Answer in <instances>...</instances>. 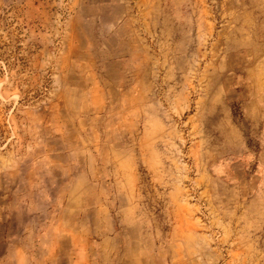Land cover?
Segmentation results:
<instances>
[{
	"label": "rangeland",
	"instance_id": "obj_1",
	"mask_svg": "<svg viewBox=\"0 0 264 264\" xmlns=\"http://www.w3.org/2000/svg\"><path fill=\"white\" fill-rule=\"evenodd\" d=\"M238 1L161 0L133 111L84 118L55 66L72 0H0V264H121L134 236L162 264H264V0Z\"/></svg>",
	"mask_w": 264,
	"mask_h": 264
},
{
	"label": "crops",
	"instance_id": "obj_2",
	"mask_svg": "<svg viewBox=\"0 0 264 264\" xmlns=\"http://www.w3.org/2000/svg\"><path fill=\"white\" fill-rule=\"evenodd\" d=\"M240 1L242 0L238 1L239 4ZM160 18L161 0H72L64 20L61 58L55 66L62 72L57 78L61 86L67 87L71 93L75 88H80L82 95L80 94L79 101L85 104L84 118H90L92 111L109 113L111 109L119 108L127 118L128 111H133L136 82H149V44L144 40L150 32V25L158 23ZM140 53L141 64L138 58H134ZM205 104L209 108H218V104L223 105V102L211 100L210 97ZM249 104L253 106V103L249 102L247 108ZM67 113H71L70 108ZM226 122L229 126L228 118ZM107 145L106 142H97L96 148L106 151L109 149ZM112 149L119 151L121 155H127L129 152L128 146L112 145ZM102 161L106 162V158ZM258 161L261 170H264V152L260 154ZM126 162L128 164V161ZM109 174L114 177L110 182L117 183L121 180L119 178L122 175L118 171L111 169ZM77 176L86 181L85 173H79ZM117 195L114 194L113 199L114 204H117L115 209L121 222L130 226L135 223V207L117 203ZM96 207L97 214L101 217L99 231L102 235L99 248L102 254L107 255L109 248L117 244L115 226L110 223L107 215L109 207L103 202ZM210 209L212 214L218 211L214 204ZM127 226L124 227L125 230L128 229ZM123 242L121 264H162V260L158 261L156 258L153 262L155 257L140 254L143 250L141 239L135 236L125 237ZM178 243H173L172 249L177 247ZM164 261L166 263V259ZM170 262L169 264H175L174 253L171 254Z\"/></svg>",
	"mask_w": 264,
	"mask_h": 264
}]
</instances>
